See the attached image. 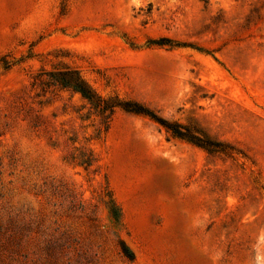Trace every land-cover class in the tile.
<instances>
[{
  "label": "rangeland",
  "instance_id": "rangeland-1",
  "mask_svg": "<svg viewBox=\"0 0 264 264\" xmlns=\"http://www.w3.org/2000/svg\"><path fill=\"white\" fill-rule=\"evenodd\" d=\"M0 264H264V0H0Z\"/></svg>",
  "mask_w": 264,
  "mask_h": 264
},
{
  "label": "trees",
  "instance_id": "trees-1",
  "mask_svg": "<svg viewBox=\"0 0 264 264\" xmlns=\"http://www.w3.org/2000/svg\"><path fill=\"white\" fill-rule=\"evenodd\" d=\"M4 66L9 68L11 66L9 61H5ZM47 75V83L54 85H59L62 88H68L73 92L80 93L84 99H86L89 104L104 118V122H108L116 108H122L128 112L149 116L162 126H164L168 131H170L174 136L186 139L198 146H201L209 151H215L216 148L220 147L218 142L214 140L202 137L192 132L188 127L183 126L178 122L170 121L162 116H159L156 112L149 109L145 105L133 101V100H122L118 96L115 97H103L98 94L86 81V79L81 75L80 71L76 68L66 66L62 69L45 72ZM116 218H118L117 212H114ZM121 250L126 257L129 259L135 258V253L132 248L126 244L123 240L120 241Z\"/></svg>",
  "mask_w": 264,
  "mask_h": 264
}]
</instances>
